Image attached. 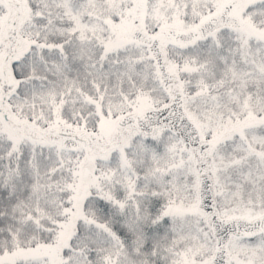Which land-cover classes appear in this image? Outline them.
I'll use <instances>...</instances> for the list:
<instances>
[{"label": "snow or ice", "instance_id": "obj_1", "mask_svg": "<svg viewBox=\"0 0 264 264\" xmlns=\"http://www.w3.org/2000/svg\"><path fill=\"white\" fill-rule=\"evenodd\" d=\"M0 264H264V0H0Z\"/></svg>", "mask_w": 264, "mask_h": 264}]
</instances>
